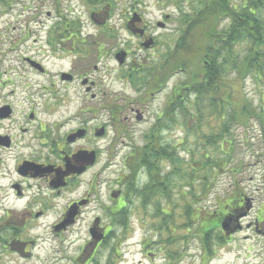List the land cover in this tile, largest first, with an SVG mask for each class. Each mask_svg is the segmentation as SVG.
I'll use <instances>...</instances> for the list:
<instances>
[{"label":"flooded vegetation","instance_id":"obj_1","mask_svg":"<svg viewBox=\"0 0 264 264\" xmlns=\"http://www.w3.org/2000/svg\"><path fill=\"white\" fill-rule=\"evenodd\" d=\"M42 1L33 10L22 3V10L15 11L17 17L29 14L26 24L39 26L13 32L7 44L0 42V264H99V251L108 245L110 232L103 214L97 213L109 206L100 200L102 188L107 190L101 186L105 180L100 175L112 165V157L107 154L100 170L93 172L104 151L95 147L96 141L105 138L107 126H133V117L145 122L148 110L142 107L158 89L138 85L137 92L143 95L134 103L122 104L117 117H111L109 107L110 123L96 125L97 63L101 58H114L117 72L127 79L141 72L145 64H153L154 83L159 75L153 59L158 39L136 9L120 15L130 37L124 39L117 35L118 27L110 24L114 12L108 0H81L83 9L89 12V26L81 19L85 12L74 0ZM132 18L130 30L127 24ZM163 19L167 22L171 17L165 14ZM154 25L164 29L166 23L156 21ZM149 39L152 42L145 48L142 44ZM113 40L114 44L102 46ZM142 50L150 53L152 59L146 57L150 62L137 58ZM119 53L124 54L122 63L117 58ZM132 54L134 58L129 60ZM179 73L172 72L169 77ZM103 74L106 69L100 72ZM79 88L83 90L82 105L69 107L79 97ZM100 130L102 134L98 135ZM131 161V153L122 159L127 175L134 172ZM127 175L121 173L113 182L117 188L108 189L109 200H116L114 207L125 208L131 196L140 199L141 206H155L149 195H136L138 186L123 179ZM165 206L170 210L171 204ZM234 206H226V218L217 217L226 244L240 229L239 205L238 210ZM88 216L87 237L83 239L75 227ZM122 216L119 224L127 226L128 218ZM256 225L264 233V220ZM94 228L96 235L102 236L99 241L91 233ZM200 245L202 260L211 261L215 251L208 255Z\"/></svg>","mask_w":264,"mask_h":264},{"label":"rangeland","instance_id":"obj_2","mask_svg":"<svg viewBox=\"0 0 264 264\" xmlns=\"http://www.w3.org/2000/svg\"><path fill=\"white\" fill-rule=\"evenodd\" d=\"M3 1L5 3L0 0V42L7 44L10 42L13 32L17 34L25 31L24 28L30 30L33 26H39V23L34 22L26 24L24 20H28L29 14L17 17L15 11L22 10V3L25 6H30V9L33 10L37 2L43 4L44 1ZM74 1L79 10L85 12L81 15V19L85 26H89L88 10L83 9L81 0ZM108 2L112 5L114 12L110 24L118 27L115 31L119 37L124 39L130 37L125 28L124 19L120 18L121 13L136 9L143 15L145 23L151 27V32L156 34L158 39L157 47L154 48L156 56L153 57L157 66L161 56L168 50L172 51L179 39L182 38L176 21L178 11L172 3L164 0H108ZM165 14L171 17L167 22L163 19ZM156 21L165 22V28H156L154 25ZM224 26V24L221 25L222 28ZM116 41L102 43V46L108 47L109 44H114ZM129 47L134 49L133 44H130ZM245 49L244 45L236 46V54L243 55ZM142 53L143 57H141ZM147 56L150 60L152 59L150 53L145 54L142 50L139 51L137 58L144 60ZM157 56L158 59H155ZM132 58H134L133 54L130 55L129 60ZM150 60L146 59L148 62ZM97 66L99 69L97 75L99 74V76L98 98L95 100V123L96 125L109 124L111 114L108 108L111 105L120 107L130 101L134 103L142 91L137 92L138 85L132 83L131 77L127 79L121 76V72H117L118 68L114 58H101ZM103 69H106V74L101 76L100 72ZM187 78L184 73L174 74L168 77L163 88L154 92L153 97L148 99L146 96L148 103L142 107V110H148L145 112L147 117L145 122H137L133 117L130 123L133 126L128 125L123 128L122 132L116 130L114 126H107L105 138L96 141L95 147L104 151L101 154L100 164L95 166L93 172L96 173L100 170L99 166L107 154L112 157V165L100 175V178L105 180L101 186L107 187V190L102 188L100 200L109 206L105 212L97 213L103 214L102 218L104 223H107L110 232L107 240L108 245L106 243V248L99 251V264H264V233L258 231L260 227L256 225L264 220V148L259 137L257 122L251 120L247 127L230 125L229 133L226 138H223L230 141V144L225 143L224 147L219 145V142L213 144V137L209 135L219 130L220 121L215 119L214 114L211 116L210 114L219 111V109L208 108L210 101L207 98H204L202 103V98L196 100L197 96L195 97L191 93L190 80ZM183 83L185 84L184 89H182ZM225 83L229 86V90L223 95L215 96L214 102L217 100L219 103L220 100L225 103L232 101L233 106H236L242 95L257 110L264 104V91L254 76L246 77V81L240 86L235 79L234 71L229 70L225 77ZM228 93L231 94L230 98L227 97ZM175 95L182 97L181 101L178 100L176 103L181 102L183 111L188 118L183 117L181 111L174 112L169 116V120L162 121L164 130L156 134L155 142L170 147L182 160V168L187 171L188 175L193 169H196L193 171L196 176L211 173L210 177L213 179L208 177L206 182L209 185L203 186L196 178L192 187L191 180L188 178L184 181L174 180L172 175L170 176L172 185L166 189V196L159 193L158 184L163 181L161 176L172 172V166L168 161L163 160L159 163L156 161L155 167L161 174L157 178L154 177L155 187L152 191L150 189L151 178L146 169L138 167L136 162L132 163L131 161L134 172L132 175L129 173L127 175L126 169L122 166V159L128 153L132 155V148H141L146 144L145 133L158 117L163 115V110ZM82 98L83 90L79 88V97L72 100L69 107L81 106ZM196 101L201 103L199 106L201 114L204 116L201 120H198L197 115L192 116V119L190 116L194 111ZM132 107L135 108L133 105ZM111 117L114 118L113 113ZM108 147L110 149L106 150ZM134 158L135 156L132 155V160ZM208 158L217 164L208 166ZM218 164H220V168H218ZM121 173L127 175L123 179L134 181L138 186V189L135 190L136 195L139 193L144 196L149 195L152 198L151 202H155V206H141L140 199L131 196L125 208L114 207L116 200H109L108 189L117 188L114 187L113 182ZM139 188L142 189L139 190ZM166 203L171 204L170 210L165 206ZM231 203L237 210L239 208L240 229L237 234L233 235L232 241L226 244L221 238L217 217L226 218L228 216L226 206ZM237 205H239L238 208ZM222 212L225 214L222 215ZM122 215L127 216L125 219L128 218L127 226L119 224V222H123ZM89 218L90 216L86 219L87 221L75 227L76 233L83 239L87 237L86 229L90 222ZM163 220H166L167 224L163 223ZM203 236L208 237L210 242L207 254L210 255L215 251L211 261H203L201 258L203 249L200 244ZM81 242L82 240L79 243Z\"/></svg>","mask_w":264,"mask_h":264},{"label":"trees","instance_id":"obj_3","mask_svg":"<svg viewBox=\"0 0 264 264\" xmlns=\"http://www.w3.org/2000/svg\"><path fill=\"white\" fill-rule=\"evenodd\" d=\"M166 2L172 3L178 11L176 21L182 38L179 39L172 51L168 50L161 56L158 65L160 67L159 75L154 83H152V76L155 68L153 64H145L141 72L131 77L133 84L145 89L148 87L149 90L161 89L172 72H182L190 80L191 93L195 97L197 96L196 100L202 98V103L204 98H207L210 101L208 108L219 109V111L210 114V116L214 114L215 119L220 121L219 130L209 135L213 137V144L219 142L222 147L225 143L230 144V141L223 139L229 133L230 125L247 127L251 120H255L264 148V104L257 110L242 95L236 106H233L232 101L225 103L220 100L219 103L217 100L214 102L217 96L223 95L229 90V86L225 83V77L229 70L234 71L235 79L240 86L246 81V77L254 76L264 91V0H166ZM2 3L5 1L2 0ZM222 24L225 25L223 28ZM240 44L246 48L243 55L236 54L235 48ZM184 85L183 83L182 89H184ZM227 97L230 98L231 94L228 93ZM181 99V96L175 95L163 110V115L158 117L145 133L146 144L141 148H132V155L135 156L133 162L148 172L152 191L155 187L154 177L157 178L161 174L155 167L156 161L159 163L165 160L171 164L172 172L160 175L163 181L158 184L159 193L166 196V189L172 185L170 177L172 175L174 180L184 181L188 178L191 180L192 187L196 178L203 186L209 185L206 182L208 177L213 179L210 177L211 173L196 176L193 172L196 169H193L188 175L187 171L182 168V160L177 157V154L170 147L155 142L156 134L164 130L162 121L169 120V116L174 112L181 111V115L188 118L183 111L181 102L176 103ZM201 103L195 102L194 111L190 115L191 119L195 115L198 116V120L204 117L199 106ZM110 107L114 116L117 117L121 107L118 105ZM224 108H228L229 111ZM117 129L123 131L120 125L116 126ZM207 160L208 166L217 164L209 158ZM218 168H220V164H218ZM209 243V238L203 236L201 244L207 251H209Z\"/></svg>","mask_w":264,"mask_h":264},{"label":"water","instance_id":"obj_4","mask_svg":"<svg viewBox=\"0 0 264 264\" xmlns=\"http://www.w3.org/2000/svg\"><path fill=\"white\" fill-rule=\"evenodd\" d=\"M133 22H134V18H132V19L128 22V24H127V28H129L130 30L132 29ZM162 25H163L162 23L159 24V26H162ZM151 42H152V41L149 39V40L143 42L142 45H143L145 48H147V47L151 44ZM117 58L119 59V62L122 63L123 60H124V54H123V53H119L118 56H117ZM138 119H139V118H138ZM101 131H102V130H100V131L98 132V135L102 134ZM239 216H240V215L238 214V217H239ZM225 227H226V219H225V221L222 223V228L225 229ZM91 233H92L93 237L96 239V241H99V240L101 239V237H102L101 235H99V236L96 235V229H95V228L91 230Z\"/></svg>","mask_w":264,"mask_h":264}]
</instances>
